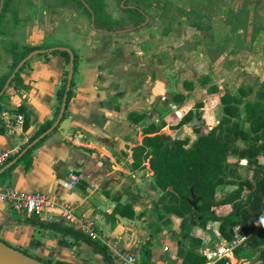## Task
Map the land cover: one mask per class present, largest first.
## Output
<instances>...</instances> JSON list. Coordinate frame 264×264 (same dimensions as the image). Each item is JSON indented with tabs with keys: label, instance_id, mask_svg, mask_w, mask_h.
<instances>
[{
	"label": "crops",
	"instance_id": "crops-1",
	"mask_svg": "<svg viewBox=\"0 0 264 264\" xmlns=\"http://www.w3.org/2000/svg\"><path fill=\"white\" fill-rule=\"evenodd\" d=\"M149 2L152 6L146 9L147 25L135 29L116 0H105L108 15L125 24L124 29L115 33L96 30L93 19L83 11L63 6L57 0H9L0 21V31L14 41L31 47L64 45L78 57L74 96L64 120L32 152L30 171L26 173L24 163L20 162L9 175H0V185L20 192L41 193L72 205L78 217L92 221L102 237L118 239L138 261L140 248L150 234L148 224L156 221L153 203L160 193L154 188L148 163L144 169L131 170L132 148L142 141L140 128L162 120L156 111L157 103L162 100L168 108L175 103V93L168 94L173 72L168 55L173 43L180 44L189 38L188 30L194 34L204 26L201 15L191 25H180L172 34L162 36L159 28L150 27L151 11L168 13L166 4L176 6V1ZM182 12L185 19L194 16L191 9ZM222 21L231 26L227 18ZM8 39L0 38V76L8 73L12 61L5 48ZM66 69L61 56L35 57L21 73L28 88L20 93L11 87L7 89L1 101L4 110L0 112V154L19 153L41 125L58 117L56 94ZM185 81L194 82L183 79V89ZM146 87L148 93L142 95ZM22 104L30 116L27 131L11 125V111ZM130 114L145 117L136 125L130 122ZM70 174L80 176L81 181L68 190L62 181ZM119 203L131 204L135 217L108 220L107 215ZM53 217L54 221L48 223L75 229L63 224L60 211H55ZM27 219L1 205L0 241L43 262L126 264L106 260L87 243L75 242L54 229L34 227ZM198 230L196 234L202 237ZM158 264H173L170 254H163Z\"/></svg>",
	"mask_w": 264,
	"mask_h": 264
},
{
	"label": "trees",
	"instance_id": "trees-1",
	"mask_svg": "<svg viewBox=\"0 0 264 264\" xmlns=\"http://www.w3.org/2000/svg\"><path fill=\"white\" fill-rule=\"evenodd\" d=\"M57 1L63 6H71L83 11L93 19L96 30L115 33L124 29V21L113 20L108 15L105 0ZM116 1L133 28L137 29L147 25L146 9L152 6L150 2L146 0ZM8 2L9 0H4L0 21L7 11ZM1 37L9 38L5 48L11 55L12 61L8 73L0 76V93L20 63L31 52L43 50L45 52L35 57L45 59L51 56L64 58L67 69L62 85L56 94L58 102L56 115H58L66 93L70 66L69 52L61 49L66 46L52 44L31 47L14 41L0 31ZM50 49L54 50L50 51ZM73 54L75 71L78 57L74 52ZM32 59L25 62L12 78L9 88H13L14 92L20 93L28 88L21 78V73L25 68L30 67ZM73 87L74 78L71 89L67 93L64 118L68 112L69 102L74 96ZM193 88L192 82H184L186 91L190 92ZM5 95L6 92L0 98V112L4 110L1 101ZM173 100L175 103L182 104L188 100V96L175 93ZM219 105L222 107V116L216 118L213 110ZM165 112L163 107L159 109L161 116ZM11 113L24 116L23 130L27 131L30 116L26 106L22 104ZM197 116L201 117L207 126V131L203 132L200 125L194 127L197 135L194 141L191 142L188 137L178 138L170 135L169 130H180ZM144 117V115L130 114L129 120L137 125ZM56 119H50L41 125L29 143L15 154L10 162L41 134L48 131ZM141 132L143 136L141 143L132 148L131 170L144 169L145 164L148 163L153 172L154 188L160 195L153 207L156 221L148 224L150 234L139 251V264H158L160 257L166 253L170 254L173 264H227L228 259L225 258L210 263L204 254L205 241L196 234V229L207 231L210 224L218 225V233L228 243L241 240L240 245L232 249L236 259L248 261L249 264H264V227L259 228L264 222V164L260 163V159L264 158V85L258 89L252 86H242L236 94H231L228 91H221L218 85L213 84L208 88V96L198 101L194 108L184 110L179 107L177 111L164 116L160 123H152L143 127ZM48 136L30 148L14 166L5 171L4 175H9L20 162L24 163L25 171L28 173L32 166V152ZM232 155L245 160L248 167L253 168L254 180L241 179L235 174L229 162ZM232 176L236 179L229 178ZM225 186H234L235 189L217 199L218 188ZM117 216L133 219L135 213L132 205L117 204L107 218L115 220ZM27 222L37 228L54 229L64 236L71 237L75 242H85L104 259L111 260L104 244L78 230L40 221L34 216L29 217ZM4 243L13 247L7 242ZM14 248L43 262L25 250ZM43 263L67 264L51 261Z\"/></svg>",
	"mask_w": 264,
	"mask_h": 264
},
{
	"label": "rangeland",
	"instance_id": "rangeland-1",
	"mask_svg": "<svg viewBox=\"0 0 264 264\" xmlns=\"http://www.w3.org/2000/svg\"><path fill=\"white\" fill-rule=\"evenodd\" d=\"M111 1L115 2V0ZM149 1L146 0V2ZM174 1H176V6L166 4L168 13L160 15V12L151 11L153 22L150 27L159 28L162 36L170 35L178 26H189L201 15H204L202 19L204 26L201 32L194 34L186 26L189 38L180 44L173 43L171 53L168 55L173 65L168 94L172 96L173 93L181 91L188 96V100L182 104H170L171 108L166 107L162 100L158 102L156 105L158 114L160 115V108L163 107L166 110L163 116L160 115V119L168 116L170 112L177 111L179 107L184 110L194 108L198 101L208 96V88L213 84L218 85L221 91H228L231 94H236L242 86H252L258 89L264 85V0ZM181 9L185 11L191 9L195 17L185 19V13ZM224 18H227L231 26L224 24L222 21ZM185 78L194 80V88L190 92L185 91L181 85ZM147 93V87L142 89V95ZM214 113L216 118L222 116L221 105L214 108ZM142 125H139V128ZM198 125L202 127L203 132L207 131V126L202 124L201 117L197 116L187 126L176 131L169 130V133L172 137H188L192 142L197 137L194 127ZM134 133H139V131ZM229 162L239 178L254 180V170L248 167L245 160L232 155ZM260 163L264 164V158L260 159ZM229 178L236 179L234 176ZM234 189V186L220 187L216 198L219 199ZM217 230V224H210L207 231L198 230L205 241V251L209 253L211 263L225 258L228 259L227 264H232L227 255L233 248L240 245L241 240L228 243ZM218 248L223 249L221 254L218 253ZM213 251H217V256L212 254ZM137 262L139 263L138 260ZM235 264L249 263L239 260Z\"/></svg>",
	"mask_w": 264,
	"mask_h": 264
},
{
	"label": "built area",
	"instance_id": "built-area-1",
	"mask_svg": "<svg viewBox=\"0 0 264 264\" xmlns=\"http://www.w3.org/2000/svg\"><path fill=\"white\" fill-rule=\"evenodd\" d=\"M24 116L22 114L13 115L11 125H19L23 127ZM14 156L11 151H6L0 154V169H3L10 163V159ZM81 181V177L76 174H70L68 179L62 181L64 188L70 190L76 187ZM7 205L14 212L21 216L37 217L40 221L53 222V213L60 211L63 224L66 226L74 227L78 231L84 233L93 240H98L104 244L111 259L122 261L126 264H138L135 256L130 254L124 249L118 239H106L102 237L96 230L94 223L85 218H80L76 215L75 208L64 202L51 199L50 197L41 193H26L20 192L8 185H0V206ZM218 253L221 254L222 248H218ZM217 251H213L212 254L217 256ZM208 261L210 262L211 257L209 253L204 251ZM221 256V255H220ZM232 264L238 263L230 251L227 255ZM211 263V262H210Z\"/></svg>",
	"mask_w": 264,
	"mask_h": 264
},
{
	"label": "water",
	"instance_id": "water-1",
	"mask_svg": "<svg viewBox=\"0 0 264 264\" xmlns=\"http://www.w3.org/2000/svg\"><path fill=\"white\" fill-rule=\"evenodd\" d=\"M3 7H4V0H0V16L1 13L3 11ZM63 50H66L67 52H69L70 54V66H69V73H68V77H67V84H66V93L63 97L62 100V104H61V109H60V113L54 123V125L45 133L41 134L37 139H35L32 143H30L19 155L16 159H14L13 161H11L5 168H3L0 171V175L3 174L7 169L11 168L12 166H14L19 159L25 155L27 153V151L32 148L34 145H36L40 140H43L44 138H46L49 134H51L56 128L57 126L61 123V120L64 118L65 115V111H66V107H67V93L68 91L71 89V84H72V80L74 78V66H75V62H74V54L73 52L69 49V48H61ZM54 49H50V51H52ZM43 50H35L33 52H31L21 63L20 65L17 67L15 73L20 69V67L27 62L28 60L32 59L33 57L42 54ZM15 73L12 74V76L10 77V79H8L3 91L0 93V98L4 95V93L7 91V89L9 88V84L12 80V78L14 77ZM0 264H45L41 261H39L38 259L32 258L26 254H24L23 252L15 249L14 247H11L9 245H7L6 243L0 241Z\"/></svg>",
	"mask_w": 264,
	"mask_h": 264
},
{
	"label": "flooded vegetation",
	"instance_id": "flooded-vegetation-1",
	"mask_svg": "<svg viewBox=\"0 0 264 264\" xmlns=\"http://www.w3.org/2000/svg\"><path fill=\"white\" fill-rule=\"evenodd\" d=\"M263 219H264V215H263ZM261 227H262V228L264 227V222L262 223Z\"/></svg>",
	"mask_w": 264,
	"mask_h": 264
}]
</instances>
